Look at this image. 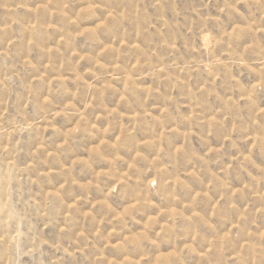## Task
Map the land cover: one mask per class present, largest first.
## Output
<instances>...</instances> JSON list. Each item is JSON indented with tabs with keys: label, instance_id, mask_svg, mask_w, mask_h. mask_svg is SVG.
Masks as SVG:
<instances>
[{
	"label": "rangeland",
	"instance_id": "obj_1",
	"mask_svg": "<svg viewBox=\"0 0 264 264\" xmlns=\"http://www.w3.org/2000/svg\"><path fill=\"white\" fill-rule=\"evenodd\" d=\"M83 2L0 0V264H264V0Z\"/></svg>",
	"mask_w": 264,
	"mask_h": 264
},
{
	"label": "clouds",
	"instance_id": "obj_2",
	"mask_svg": "<svg viewBox=\"0 0 264 264\" xmlns=\"http://www.w3.org/2000/svg\"><path fill=\"white\" fill-rule=\"evenodd\" d=\"M100 8V5L98 3V0H84L82 6L77 10L78 16H83V15H91L94 13H97L98 9ZM229 10L232 11H238V5L236 3H233L232 0H225L223 6L221 7V12H227ZM112 16V13L107 12L105 15L101 16L99 20H97L94 24V26L91 29H86L85 31H98L99 29H102L107 26L108 23V18ZM110 44H105L101 47L100 49V54H103L104 51H107L108 48H110ZM83 59V57H82ZM97 65H99L100 61H96ZM91 71V69H89ZM81 119H83V116H81ZM79 131V123H77L76 127H73L71 129V132H77ZM107 143L105 139H100L98 143L91 148V152L94 155L100 156L105 159V163L107 165H111L115 163L117 160L120 159L119 155L114 154L112 157H105L103 154V146ZM109 169H100L95 172V176L97 179L100 177L104 176L106 172ZM152 184H155L156 181L153 180L151 181ZM111 191H116V188L113 187ZM200 193H197L199 195ZM141 203V200L137 199L135 202L128 204L124 209L122 213H118V216H123L125 214H128L132 212L138 205ZM156 217L154 215H151L147 217L146 222L144 224V228L147 229L150 225V223L155 220ZM125 239H129V237H125Z\"/></svg>",
	"mask_w": 264,
	"mask_h": 264
}]
</instances>
